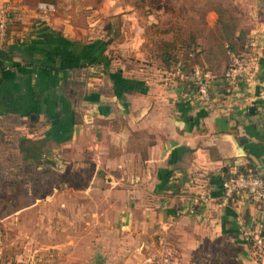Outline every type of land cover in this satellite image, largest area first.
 I'll return each mask as SVG.
<instances>
[{
	"label": "crops",
	"instance_id": "1",
	"mask_svg": "<svg viewBox=\"0 0 264 264\" xmlns=\"http://www.w3.org/2000/svg\"><path fill=\"white\" fill-rule=\"evenodd\" d=\"M40 2L0 0L15 20L0 42V128L15 145L21 134L44 137L33 165L60 167L64 184L17 209L20 264H44L46 250L51 264L55 256L64 264H264V249L255 252L243 234H264V206L245 193L224 201L221 188L232 162L249 158L264 174V0L222 3L243 47L249 39L259 47L256 79L230 87L221 78L227 56L185 72L178 50L169 67L161 59L140 67L111 57L99 35ZM218 4L202 20L206 33L192 31L201 46L218 35ZM195 68L209 81L208 101L198 96ZM235 138L246 155L234 156ZM62 198L68 223L41 227L37 217ZM75 210L80 238L70 227Z\"/></svg>",
	"mask_w": 264,
	"mask_h": 264
},
{
	"label": "rangeland",
	"instance_id": "2",
	"mask_svg": "<svg viewBox=\"0 0 264 264\" xmlns=\"http://www.w3.org/2000/svg\"><path fill=\"white\" fill-rule=\"evenodd\" d=\"M54 3L53 13L71 15L73 23L80 28L99 35L107 44L108 55L120 60H137L140 67L149 63L160 62V54L165 41L187 37L188 32L195 31L203 35V19H209L214 3H229L228 0H48ZM90 31V33H89ZM201 32V33H200ZM200 35V36H201ZM129 63V61H127ZM12 135V134H11ZM61 169L53 167H34L33 163H22L16 152L15 137L9 136L7 143L0 146V199L8 203L7 212L0 214V264H20L18 252L21 250L17 227L22 217L17 209L25 202L32 200L35 194L49 193L55 187L64 186L60 181ZM57 183H61L60 185ZM103 191L94 192L99 199ZM74 197L75 204L80 207L79 190ZM98 193V194H97ZM92 202V201H91ZM95 208V204H92ZM56 214L52 216L53 209ZM64 200L56 199L51 210L47 208L43 216L37 217L41 227L48 223H56L53 227H65L68 223V211ZM50 212V215L48 214ZM26 222L32 227V214L26 215ZM80 210L72 215L70 227H84ZM22 225V224H21ZM22 227V226H21ZM74 235L80 238V228ZM32 236L28 237L31 238ZM47 238V232H41ZM63 237V234H62ZM79 252V250H76ZM48 251L43 253L44 264L48 262ZM53 261L64 264L63 258L55 256ZM30 261L27 262V264ZM33 264V263H31Z\"/></svg>",
	"mask_w": 264,
	"mask_h": 264
},
{
	"label": "trees",
	"instance_id": "3",
	"mask_svg": "<svg viewBox=\"0 0 264 264\" xmlns=\"http://www.w3.org/2000/svg\"><path fill=\"white\" fill-rule=\"evenodd\" d=\"M40 1L52 3L54 5L53 2L48 0ZM218 5L219 6H217L215 9L218 13V35L213 39V43L207 47L201 46L196 40L192 31L188 32L187 37H178L177 39L165 41L160 54V59L164 66L169 67L171 64L178 62V50H182L183 70L185 72H190L196 63H198L200 66L203 65L204 61L217 63L219 62V59L224 56L229 58L230 52L239 53L244 48V40L242 35H236L234 33L236 25L231 11L220 2ZM14 21V14L13 12H10L6 26V37L9 34L8 27ZM8 138V132L0 128V146L7 143ZM15 146L16 152L20 156L22 163L28 164L40 159L46 151V141L44 137H30L21 134L17 136ZM259 164L260 163L249 158L243 162H232L222 168V180L229 177L230 175L238 173H243L246 175L259 173L261 167ZM262 176L264 177V174H262ZM7 206L8 203L0 199V214L4 215L7 212Z\"/></svg>",
	"mask_w": 264,
	"mask_h": 264
},
{
	"label": "built area",
	"instance_id": "4",
	"mask_svg": "<svg viewBox=\"0 0 264 264\" xmlns=\"http://www.w3.org/2000/svg\"><path fill=\"white\" fill-rule=\"evenodd\" d=\"M39 8L45 11L55 9L52 3L42 1L39 3ZM10 12L6 6L0 5V42H4L6 38V26ZM258 59L259 47L254 39H249L239 53L230 52L227 64L221 74L224 84L230 87L240 80H255ZM192 74L198 96L203 101H208L210 87L205 74L201 72L200 68H195ZM221 187L224 201H228L240 193H245L252 201L264 206V177L260 171L256 174L238 173L230 175L222 180ZM243 234L255 252L264 249V234L255 231L253 228H246L243 230Z\"/></svg>",
	"mask_w": 264,
	"mask_h": 264
},
{
	"label": "water",
	"instance_id": "5",
	"mask_svg": "<svg viewBox=\"0 0 264 264\" xmlns=\"http://www.w3.org/2000/svg\"><path fill=\"white\" fill-rule=\"evenodd\" d=\"M240 142H243V138H240L238 140L235 138V143L237 145V150H236V152L234 154L235 157H240V156L246 155V153L244 152V150L240 146Z\"/></svg>",
	"mask_w": 264,
	"mask_h": 264
}]
</instances>
